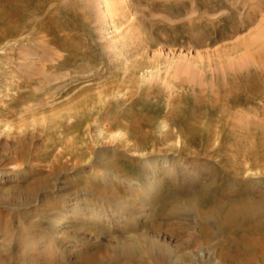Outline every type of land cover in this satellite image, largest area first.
Wrapping results in <instances>:
<instances>
[{"label": "rangeland", "instance_id": "obj_1", "mask_svg": "<svg viewBox=\"0 0 264 264\" xmlns=\"http://www.w3.org/2000/svg\"><path fill=\"white\" fill-rule=\"evenodd\" d=\"M263 23L264 0H0V201L55 174L66 177L65 187L106 185L125 196L123 181L140 182L145 172L160 184L153 200L140 195L150 210L142 230L181 240L169 231L176 220L160 210L176 193L160 179L164 169L207 178L209 167L199 164L221 169L228 156H240V138L260 156L264 69L234 46ZM52 156L82 163L63 158L58 165ZM252 170L242 182L263 183ZM82 199L96 211L104 207L94 196ZM202 203L206 209L211 201ZM13 204L0 203V239L9 231L16 246L23 235V264H117L107 245L125 230L69 217L60 225L72 223L66 232L74 239L63 242L59 261L42 247V207ZM78 229L80 240L72 236Z\"/></svg>", "mask_w": 264, "mask_h": 264}, {"label": "bare ground", "instance_id": "obj_2", "mask_svg": "<svg viewBox=\"0 0 264 264\" xmlns=\"http://www.w3.org/2000/svg\"><path fill=\"white\" fill-rule=\"evenodd\" d=\"M257 29L256 33L253 30L254 35L249 34L250 38L241 41L234 47L245 51L243 55L248 62L253 59L254 63L260 67L259 69H264V23ZM253 32L249 33L253 34ZM132 127H134L133 124ZM244 139L240 138L236 141L238 146L236 150L240 156H228L229 160L220 164L221 169L218 168V170L213 167L214 165L209 166L207 163L199 164L201 167L203 165L209 167L210 173L207 178H201V176L190 172L189 174L184 170L177 171L175 168L164 169L160 179L164 182L169 179L170 183L174 185L176 193L169 201L161 205L160 210L164 216H171L176 220L177 225L174 228H169V231H178L181 234V240L163 237L158 233L150 232L149 228V230L147 228L142 230L141 226H144L146 221H142V219L150 216V210L148 203L139 202L140 195L153 200L155 196L152 193L158 190L160 184L145 172L140 182L133 181L132 178H126L123 181L125 186L123 195L125 196L113 192L106 185L92 186L90 184L85 186V184L79 183L65 187L60 182H64L66 177H61L54 172L53 181L47 177L39 179L32 184L33 186L24 196L12 194L8 198L3 197L0 203L9 205L17 203L20 206L37 204L42 207L38 215H44L47 226L45 230L48 232L45 235L46 238L43 239L45 243L48 242V246L45 244L42 247H44L47 257L50 258L60 255L58 250L63 242L74 239L66 232V229L73 224L69 223L67 227L60 225L70 217L78 218V220L96 218L98 222L105 220L107 224L109 223V226H104L106 229H114L115 232L120 229L125 230L124 233L112 237L115 240L113 245L109 243L107 245L109 259L117 264H264V182H254L252 179L251 182H242L243 173L247 167L253 168L256 174L264 175L263 169H261L264 164V128L261 129L257 140L260 156L251 155L252 149L248 148L247 140L243 141ZM64 140L66 141V139ZM60 141H62L61 138ZM64 144L68 145V142ZM72 144L73 141L70 142L71 146ZM253 153L255 154L254 149ZM78 157L52 156V161L59 165L64 158L65 162L73 161L72 165L76 167L82 163ZM208 158L214 159L213 156ZM240 159L243 161L242 164ZM245 161H248L247 165L244 164ZM145 162L146 169L152 171L158 164L152 161ZM113 167L116 166L113 164ZM249 172L250 170L244 174ZM115 175L121 176L119 173H115ZM105 179V184H107L114 178ZM133 183H139V186L133 187ZM47 193L49 196L45 197ZM137 194L139 195L136 197ZM87 195L100 199V204L104 205L103 209L96 211L94 204H92L93 208L84 204L82 198ZM202 200H209L211 204L205 209ZM136 203H138L137 207L134 206ZM56 219H59L57 224L54 223ZM138 220L142 224H136ZM210 228L219 231L220 236L214 238ZM79 231L80 229L72 232V236L78 240L82 238L79 237L81 235ZM105 234L108 235V230ZM106 235L105 237H108ZM22 236L19 233L17 245L14 246L12 241L16 236L9 231L2 234L0 264H23L22 261L29 255L27 254L28 244H26L27 246L23 245ZM222 236H224L223 239ZM199 247L203 249L199 250ZM18 252L19 255L16 257ZM63 259L60 255L58 260L62 261Z\"/></svg>", "mask_w": 264, "mask_h": 264}]
</instances>
